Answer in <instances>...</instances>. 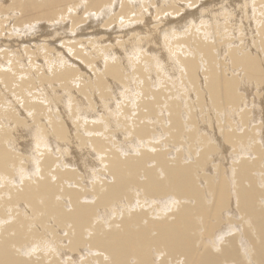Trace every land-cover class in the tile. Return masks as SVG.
Masks as SVG:
<instances>
[{"label": "bare ground", "instance_id": "obj_1", "mask_svg": "<svg viewBox=\"0 0 264 264\" xmlns=\"http://www.w3.org/2000/svg\"><path fill=\"white\" fill-rule=\"evenodd\" d=\"M0 264H264V0H0Z\"/></svg>", "mask_w": 264, "mask_h": 264}, {"label": "rangeland", "instance_id": "obj_2", "mask_svg": "<svg viewBox=\"0 0 264 264\" xmlns=\"http://www.w3.org/2000/svg\"><path fill=\"white\" fill-rule=\"evenodd\" d=\"M172 84H173V86L176 87V89H181V86H180L181 83H179V82H178V83H177V82H176V83L173 82ZM56 112H57V111H56Z\"/></svg>", "mask_w": 264, "mask_h": 264}]
</instances>
